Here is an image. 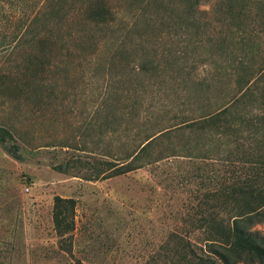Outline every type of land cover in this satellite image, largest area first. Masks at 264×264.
I'll return each mask as SVG.
<instances>
[{
    "label": "trees",
    "instance_id": "16d2710c",
    "mask_svg": "<svg viewBox=\"0 0 264 264\" xmlns=\"http://www.w3.org/2000/svg\"><path fill=\"white\" fill-rule=\"evenodd\" d=\"M28 1L29 8L25 0H0V24L9 29L1 36L0 51L33 47L21 72L23 85H15V92L39 91L46 84V72L61 67L51 47L59 43L55 48L60 47L62 56L66 41L51 27L73 11L78 26L69 36L78 43L98 37L99 51L109 47L110 79L104 96L115 108L102 126L111 125L119 133L123 126L133 125L127 129L133 134V148L109 170L123 175L144 166L158 168L162 161L171 165L180 159L224 154L229 159L251 158V169L226 181L199 176L214 187L201 196L190 219L202 234L198 249L206 250L196 255L181 243L184 254L179 261L264 264V238L253 230L264 222V57L253 61L256 38L248 30L256 1L118 0L116 5L107 0ZM207 3L210 9L202 11L201 5ZM257 6L264 11V1ZM215 90L222 93L212 108ZM0 145L21 160L19 145L4 127ZM73 204L71 199L54 198L53 227L62 244L74 230ZM176 249H162L165 261L175 260Z\"/></svg>",
    "mask_w": 264,
    "mask_h": 264
},
{
    "label": "rangeland",
    "instance_id": "374dc122",
    "mask_svg": "<svg viewBox=\"0 0 264 264\" xmlns=\"http://www.w3.org/2000/svg\"><path fill=\"white\" fill-rule=\"evenodd\" d=\"M254 1L248 30L256 38L253 61L259 62L264 57V11L257 2L264 0ZM107 2L116 5L118 0ZM23 4L29 8L32 1ZM200 9L208 11L210 3ZM77 26L73 11L52 25L66 41L62 56L60 47L55 48L59 43L51 47L61 67L48 70L47 85L31 94L24 89L17 94L15 85H23L21 72L33 47L0 51V127L12 133L22 156L16 160L0 145V264H181V243L203 255L206 249H198L202 234L190 219L201 196L214 187L199 176L226 181L251 169L252 159L225 154L186 158L114 175L109 168L133 148V134L127 131L133 125L119 133L102 126L115 108L104 96L109 47L99 51L98 37L75 42L69 33ZM8 31L1 23L0 39ZM221 93H211L212 108ZM55 197L74 203V230L63 244L53 227ZM253 230L264 238V222ZM166 246L178 248L173 262L165 261Z\"/></svg>",
    "mask_w": 264,
    "mask_h": 264
}]
</instances>
